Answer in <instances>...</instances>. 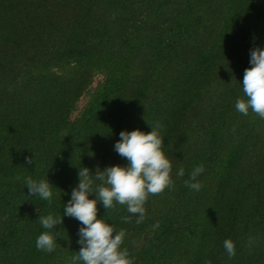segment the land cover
I'll list each match as a JSON object with an SVG mask.
<instances>
[{
    "label": "trees",
    "instance_id": "obj_1",
    "mask_svg": "<svg viewBox=\"0 0 264 264\" xmlns=\"http://www.w3.org/2000/svg\"><path fill=\"white\" fill-rule=\"evenodd\" d=\"M254 48L264 0H0V264H72L80 222L63 216L48 253L39 216L63 215L81 167L127 166L121 131L157 123L175 187L142 223L102 202L97 218L126 232L134 264H264V119L235 108ZM28 176L53 185L50 205Z\"/></svg>",
    "mask_w": 264,
    "mask_h": 264
},
{
    "label": "clouds",
    "instance_id": "obj_2",
    "mask_svg": "<svg viewBox=\"0 0 264 264\" xmlns=\"http://www.w3.org/2000/svg\"><path fill=\"white\" fill-rule=\"evenodd\" d=\"M251 67L244 71L242 91L244 98L237 99L236 110L247 116L249 110L264 119V48L250 50ZM152 131L145 133L139 129L121 131L120 140L115 145V151L128 161L127 166L114 165L104 170L97 167L95 175L87 167H81L78 172L79 183L71 192V199L63 207V215L39 216V223L47 231L36 239L38 251L51 253L57 246L58 233L53 232L58 225L63 224V216L75 218L82 225L79 228L78 243L82 245L77 255L73 256L72 264L82 261L83 264H134L129 250L122 247L126 232L115 231L114 227L103 219H98V202L106 209L116 205L126 206L127 212L137 216L136 223H142L146 216L145 204L150 195H159L165 189L175 187L172 179L173 165L162 150L164 138L161 135L162 126L157 123ZM26 163H33V157H27ZM203 164L192 170L189 178L184 181L186 187L199 191L203 187L198 176L204 172ZM177 176L183 177L185 170L179 168ZM19 178V177H18ZM29 196L39 197L50 205L53 198V185L46 179L34 180L31 176L25 178ZM99 182V183H97ZM96 199H90V194ZM127 223L130 217H122ZM159 225L157 224L156 227ZM223 246L232 258L236 254L235 244L226 239Z\"/></svg>",
    "mask_w": 264,
    "mask_h": 264
},
{
    "label": "rangeland",
    "instance_id": "obj_3",
    "mask_svg": "<svg viewBox=\"0 0 264 264\" xmlns=\"http://www.w3.org/2000/svg\"><path fill=\"white\" fill-rule=\"evenodd\" d=\"M85 101H86V97H83V98L80 100V102H79V104H78V107H81Z\"/></svg>",
    "mask_w": 264,
    "mask_h": 264
}]
</instances>
